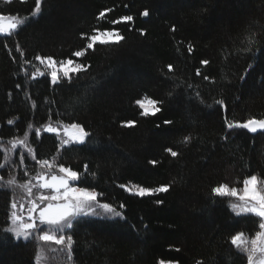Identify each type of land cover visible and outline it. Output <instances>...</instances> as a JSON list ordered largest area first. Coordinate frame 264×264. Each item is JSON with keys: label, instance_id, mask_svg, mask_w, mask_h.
Returning <instances> with one entry per match:
<instances>
[{"label": "trees", "instance_id": "16d2710c", "mask_svg": "<svg viewBox=\"0 0 264 264\" xmlns=\"http://www.w3.org/2000/svg\"><path fill=\"white\" fill-rule=\"evenodd\" d=\"M35 8L36 0H0V14L20 19L10 35L0 33V144L26 136L37 160L80 172L73 183L121 213L79 218L66 233L74 240L71 264H247L230 238L254 235L259 218L237 216L231 197L212 189L241 188L253 174L264 179V131L226 127L264 119V0H41L33 16ZM124 15L133 21L112 23ZM97 28L124 39L75 57ZM37 55L71 58L86 70L53 85ZM145 97L162 101V111L142 116L136 101ZM130 120L134 126H123ZM50 123H79L91 136L61 145L45 130ZM21 155L7 161L0 147V264H36V239L4 231L13 197L6 181L43 169L27 153L21 164ZM161 185L169 191L134 194Z\"/></svg>", "mask_w": 264, "mask_h": 264}, {"label": "snow or ice", "instance_id": "6c2138e0", "mask_svg": "<svg viewBox=\"0 0 264 264\" xmlns=\"http://www.w3.org/2000/svg\"><path fill=\"white\" fill-rule=\"evenodd\" d=\"M41 11V0H36V8L33 12V16L39 14ZM107 11H111L108 9ZM143 16L147 17L149 15L148 10L142 13ZM105 12L99 14V18H104ZM8 21V23H5ZM133 16L124 15L121 16L119 20L112 21L113 24H119L121 22H132ZM15 29H17L16 19L11 16H5L0 14V33L11 34ZM95 34L88 36V43L85 49L76 51L73 55L77 58L83 57L88 49H94V46L108 45V44H118L124 39V37L117 30H104L101 31L99 28L94 29ZM143 34V32L141 33ZM7 46V45H5ZM189 52L192 51L191 46H189ZM17 51H19V46H17ZM23 55V53H21ZM37 61L41 64L47 65L50 69V80L53 85H58L61 83L63 78L67 82L71 83V77L73 74H77L81 71H85L86 67L82 63H77L75 60L69 58L67 60H61L57 62L51 56L42 57L37 55L35 57ZM25 63H30V61H25ZM203 65H207L209 62L207 60L201 61ZM169 71L172 69V65H168ZM39 72V69H37ZM62 73V78H61ZM197 75H201L200 70H196ZM41 76L45 73L40 72ZM35 79V77H33ZM204 80H208L207 75L203 76ZM19 87V85H17ZM191 87V85H189ZM199 95V93H197ZM145 99L149 104H152L153 110L149 112L146 108L145 103L141 100H137L136 103L143 110L141 112L142 116H155L157 113L161 112V107L157 106L162 104V101L150 100L147 97ZM218 104H223V101H217ZM9 124L13 121L9 120ZM165 125L172 123L171 120H164ZM135 125V121H126L123 126L132 127ZM65 131L68 135V139L62 141L64 145L69 143L84 145L90 138L91 134L85 130V128L79 123H71L65 125ZM159 127V125H157ZM226 127L229 130L232 129H246L251 133H256L257 131H264V119L251 118L243 122L233 121L231 123L226 122ZM38 131V130H37ZM49 133H58L56 127L49 126L46 129ZM27 135V134H26ZM185 137V140H188ZM17 145L27 146V139H21L13 142V149ZM27 151L31 158L36 161L41 167L47 168L49 171L47 173H37L33 179L37 181L36 185H32L31 180L19 185L24 188L28 193L29 207L27 208V217H23L16 211L17 203L15 201L11 204L12 212L9 216L11 222L10 226L4 229L6 232L13 233L16 238L23 237L28 239L30 236L44 244H52L56 246H61L60 251L66 253V258L71 261L73 258V236L68 233L71 229L79 223V218L86 217L89 215H101L97 211V208L102 209L104 213H110L113 216L120 217L121 213L118 212L110 203L99 202V197L101 193H98L95 189H90L89 187L78 186L73 182H77L81 179V173L73 170L71 167H66L63 163L55 164L47 159L37 160L36 154L31 147H27ZM167 152L171 156L176 157L177 152L173 151L172 148H167ZM20 163H24L23 154L20 157ZM150 164L156 165V160H150ZM5 164H0V169H3ZM56 168L58 171L53 173L52 169ZM88 166L85 165L84 172L87 173ZM24 175L27 176L28 172L25 170ZM4 177L0 176V180ZM8 185H15L16 179L10 178L6 181ZM33 187H38L39 189L47 190V193L41 192L36 198L31 199ZM121 188H126L125 185H120ZM169 191L168 185H161L159 187H141L137 186V190L134 193L139 197L145 196H155L157 193H164ZM213 195L224 198V197H234L240 203H232L230 205L232 211L237 215L241 214H251L254 217L259 218L258 229L255 231L253 236L246 235L243 231L237 232L235 235L231 236V245L239 249L241 252L247 255V264H264V179L258 177L257 175H249L243 179L242 187H230L228 184H219L212 189ZM157 203H162V201H157ZM121 208L124 205H120ZM19 209L21 212L25 210L24 205L20 204ZM52 252L57 251L56 248L51 249ZM179 251V249H176ZM37 264H43L47 260V256L44 253V249L40 248L37 251ZM159 264H178L173 260H161ZM197 264H200L198 261Z\"/></svg>", "mask_w": 264, "mask_h": 264}, {"label": "rangeland", "instance_id": "374dc122", "mask_svg": "<svg viewBox=\"0 0 264 264\" xmlns=\"http://www.w3.org/2000/svg\"><path fill=\"white\" fill-rule=\"evenodd\" d=\"M8 16V15H7ZM11 17H14L16 19V23H18V21L20 20L19 18L15 17V16H11ZM5 23H8V21H6ZM42 68L43 69H47L49 71V74H50V69L47 67L46 63L45 64H42ZM42 68H38L39 69V72H43L45 70H43ZM35 73H38V71ZM62 75V73H61ZM145 103V106L146 108L149 110V112H151L153 110V105L152 104H149L148 101L146 99H143L141 100ZM65 125H68V124H62V123H59V124H49L48 126H45V130L47 129V127L49 126H52V127H56L59 131L57 134V137L59 139V142L61 145H63L62 141L65 140V139H68V135L66 134V131H65ZM27 139V137H22L20 139H17V140H21V139ZM17 140H10V141H7V143H4V144H0V147L3 149L4 151V154H5V158L6 160H10L14 155H16V152L18 154H24V153H28L27 151V147H30L29 146V143H28V140H27V146H20V145H17L15 149H13V142L17 141ZM49 170L47 168H44L42 170H40L39 173H47ZM58 170L56 168H53L52 169V172L55 173L57 172ZM37 174L31 176L30 178H27L26 180H17L16 179V184L15 185H10V187L13 189V197H12V202L15 201L17 203V209L16 211L18 212V214H20L21 216L23 217H27V208L30 206L29 205V195L28 193L26 192V190L22 187H20L19 185L23 184V183H26L27 181L31 180V183L32 185H36L37 184V181L35 179H33V177H35ZM41 192H45L47 193V190H43V189H39L38 187H33L32 189V197L31 199H34L36 198ZM232 203H240L236 198L234 197H231V204ZM20 204H23L24 205V208L25 210L23 212L20 211L19 209V205ZM97 211L101 213V215H89V216H95V217H114L112 214L110 213H104L102 209H99L97 208ZM12 212V209L10 210V214ZM11 222L9 220V226H10ZM253 236V235H252ZM34 236H30L29 238H31ZM21 239H24L23 237H20ZM28 238V239H29ZM25 240V239H24ZM37 241V248H36V251H35V254H34V258H35V263L37 264V251L38 249L40 248H43L44 249V253L45 255L47 256V260L43 262V264H71L70 261L67 260L66 258V253L63 252V251H60V247L61 246H56V245H52V244H44L43 242H40L38 240ZM52 248H56L57 251L55 252H52L51 249ZM246 254V253H245ZM247 256V255H246Z\"/></svg>", "mask_w": 264, "mask_h": 264}]
</instances>
